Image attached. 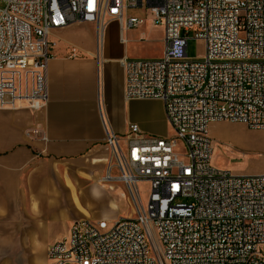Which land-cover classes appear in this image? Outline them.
<instances>
[{
	"label": "built area",
	"instance_id": "2783aa9c",
	"mask_svg": "<svg viewBox=\"0 0 264 264\" xmlns=\"http://www.w3.org/2000/svg\"><path fill=\"white\" fill-rule=\"evenodd\" d=\"M148 20L164 29L163 56L123 62L125 97L162 101L174 136L137 124L119 136L104 122L119 172L105 181L124 184L137 216L74 222L47 247L48 264H264V174L213 167L209 130L228 122L264 133V0H0V110L46 107L55 31L93 23L99 37L111 22L124 33ZM191 40L204 43L203 58H189Z\"/></svg>",
	"mask_w": 264,
	"mask_h": 264
},
{
	"label": "crops",
	"instance_id": "0c3cea01",
	"mask_svg": "<svg viewBox=\"0 0 264 264\" xmlns=\"http://www.w3.org/2000/svg\"><path fill=\"white\" fill-rule=\"evenodd\" d=\"M149 23L121 33L111 22L101 40L93 23L55 31L46 107L32 112L20 102L0 110V251L46 253L76 221L112 224L131 214L124 184L105 181L119 172L109 169L104 122L119 136L137 124L161 137L154 125L168 124L162 101L125 97L123 62L147 57ZM160 44L162 57L164 31Z\"/></svg>",
	"mask_w": 264,
	"mask_h": 264
},
{
	"label": "rangeland",
	"instance_id": "374dc122",
	"mask_svg": "<svg viewBox=\"0 0 264 264\" xmlns=\"http://www.w3.org/2000/svg\"><path fill=\"white\" fill-rule=\"evenodd\" d=\"M130 15L149 16L142 13L141 10H131ZM147 38L151 49L147 50L146 58L149 60L160 59L162 32L163 27L146 25ZM163 29V31H162ZM102 34L98 38L101 39ZM153 52L151 53L150 51ZM153 54V55H150ZM205 55V45L201 41L191 40L188 43V56L191 59H201ZM163 56V53L162 55ZM145 58V59H146ZM155 101V100H154ZM150 107H154L157 103H149ZM162 130L161 137L171 138L174 136V130L171 125L166 123H157L154 125ZM210 136L214 140V152L212 158V166L224 171L232 172L236 175L254 176L264 174V133L257 129H252L245 124L216 122L210 125ZM158 135V134H154ZM176 152L184 154L185 149L179 144ZM139 189L142 201L145 205L148 202L149 185L140 183ZM184 203L183 201H179ZM130 208L132 210L126 219H135L136 210L130 200ZM103 212L94 211L93 217H103ZM264 250V249H263ZM0 264H47L45 251L32 252H5L0 251Z\"/></svg>",
	"mask_w": 264,
	"mask_h": 264
}]
</instances>
